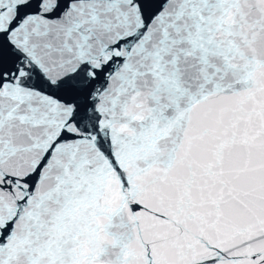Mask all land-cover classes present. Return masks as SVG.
Segmentation results:
<instances>
[{"label":"snow or ice","instance_id":"6c2138e0","mask_svg":"<svg viewBox=\"0 0 264 264\" xmlns=\"http://www.w3.org/2000/svg\"><path fill=\"white\" fill-rule=\"evenodd\" d=\"M0 264H264V0H0Z\"/></svg>","mask_w":264,"mask_h":264}]
</instances>
